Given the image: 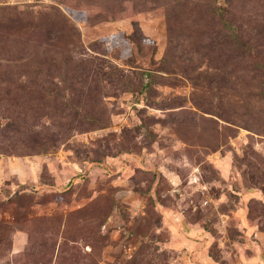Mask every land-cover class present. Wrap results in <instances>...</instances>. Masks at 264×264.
<instances>
[{"label":"rangeland","instance_id":"obj_1","mask_svg":"<svg viewBox=\"0 0 264 264\" xmlns=\"http://www.w3.org/2000/svg\"><path fill=\"white\" fill-rule=\"evenodd\" d=\"M0 264H264V0H0Z\"/></svg>","mask_w":264,"mask_h":264}]
</instances>
